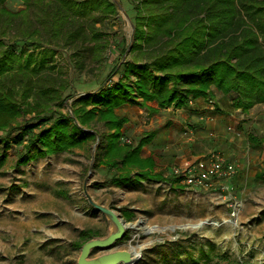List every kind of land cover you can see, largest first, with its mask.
<instances>
[{
    "label": "rangeland",
    "instance_id": "1",
    "mask_svg": "<svg viewBox=\"0 0 264 264\" xmlns=\"http://www.w3.org/2000/svg\"><path fill=\"white\" fill-rule=\"evenodd\" d=\"M110 1L117 7L114 14L96 10L89 17L105 45L99 53L81 41L61 40L50 45L54 49L22 45L15 28L0 35L5 44L16 40L23 49L0 62V264H78L87 241L114 231L111 216L126 227L124 235L107 249H92L89 259L125 250L139 254L137 264H264V180L256 176L264 170V103L243 113L232 106L235 94L217 92L213 99L190 100L185 108L130 103L111 109L119 127L111 126L106 122L111 110L76 102L98 92L113 68L118 72L132 59L130 51H122L134 39V6L131 0ZM6 6L16 11L23 1L7 0ZM42 65L32 80H44L42 88H48L33 87L29 95L28 76ZM112 80L136 81L121 74ZM34 93L41 95V105H35ZM45 108L70 115L69 125L94 136L22 164L30 137L18 143L17 129L37 123L36 112ZM110 135L114 142L104 139ZM150 135L140 155L153 157V173L168 181L113 185L119 174L136 172L131 165L112 166L119 149H136ZM205 153H219L237 165L235 176L225 181L228 191L191 188L174 174L186 161L205 157L189 156ZM173 243L192 245L198 262L176 257ZM202 250L208 257L200 256Z\"/></svg>",
    "mask_w": 264,
    "mask_h": 264
},
{
    "label": "trees",
    "instance_id": "2",
    "mask_svg": "<svg viewBox=\"0 0 264 264\" xmlns=\"http://www.w3.org/2000/svg\"><path fill=\"white\" fill-rule=\"evenodd\" d=\"M22 1L23 7L13 11L6 6L7 0H0V35H5L7 28H15L22 45L44 48L61 40L68 45L81 41L92 44L91 49L96 53L105 45L89 17L96 10L111 15L117 9L110 0ZM131 1L136 13L134 39L129 49L124 48L122 52L127 54L130 51L132 59L118 72L117 67L113 68L107 77L110 80L103 81L98 92L78 97L77 103L98 104L106 107L108 112L130 103L145 106L148 101L157 102L158 108H185L190 100L215 98L216 92L224 96L235 94L232 106L243 113L264 103V0ZM2 40L0 38V62L7 55H21L23 49H18L16 40L10 44ZM3 46L6 48L2 49ZM44 65L32 70L28 76L29 95L33 87L43 92L48 88H42L46 81L32 80ZM3 72L0 69V73ZM20 74L28 75L25 71ZM115 74L125 78L133 76L135 84L114 81ZM34 96L38 98L35 105H41V95L34 93ZM102 107L99 108L104 111ZM46 109L36 112L34 120H38L37 123L17 129V142L28 135L27 152L30 154L34 150L36 154L22 156V164L35 156L44 157L67 150L94 136L83 128L69 125L74 121L70 115H56L52 109ZM112 112L106 122L118 128ZM86 114L92 116L90 112L86 111ZM102 117L105 116L102 114ZM47 123L49 125L40 133H34L37 126ZM150 136L145 137L147 141H141V146L136 149L128 152L119 149L112 166L131 165L136 167V172L119 174L112 179L113 185H140L145 180L168 181L153 173L156 168L153 157L142 158L140 155L141 148L152 141L153 135ZM104 139L114 142L111 135L104 136ZM249 139L253 146L259 145L256 137L249 136ZM256 176L264 180V170ZM91 238L92 235L87 240ZM173 248L176 257L186 255L191 261L198 262L192 256V245L173 243ZM200 256L208 257V254L202 250Z\"/></svg>",
    "mask_w": 264,
    "mask_h": 264
},
{
    "label": "built area",
    "instance_id": "3",
    "mask_svg": "<svg viewBox=\"0 0 264 264\" xmlns=\"http://www.w3.org/2000/svg\"><path fill=\"white\" fill-rule=\"evenodd\" d=\"M237 165L219 153H212L194 162L186 161L183 169H175L174 174L189 187L195 189L217 188L228 191L225 181L234 177Z\"/></svg>",
    "mask_w": 264,
    "mask_h": 264
},
{
    "label": "water",
    "instance_id": "4",
    "mask_svg": "<svg viewBox=\"0 0 264 264\" xmlns=\"http://www.w3.org/2000/svg\"><path fill=\"white\" fill-rule=\"evenodd\" d=\"M113 215L110 213V216ZM113 224L116 225L114 231L105 239L89 240L81 248V255L78 264H137L140 256L133 251H115L109 254L99 256L94 259H89L92 249L100 248L107 249L112 246L117 240L121 239L126 231V227L121 224L117 217L111 216Z\"/></svg>",
    "mask_w": 264,
    "mask_h": 264
},
{
    "label": "crops",
    "instance_id": "5",
    "mask_svg": "<svg viewBox=\"0 0 264 264\" xmlns=\"http://www.w3.org/2000/svg\"><path fill=\"white\" fill-rule=\"evenodd\" d=\"M207 153L205 154H200V155H192V156H189L187 159H197V158H200L202 156H205Z\"/></svg>",
    "mask_w": 264,
    "mask_h": 264
}]
</instances>
